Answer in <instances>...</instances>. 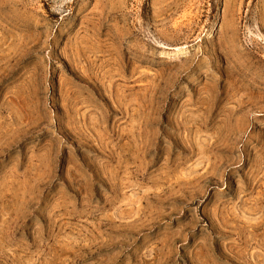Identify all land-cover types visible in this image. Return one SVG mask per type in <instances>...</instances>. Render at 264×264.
<instances>
[{"label":"rangeland","instance_id":"1","mask_svg":"<svg viewBox=\"0 0 264 264\" xmlns=\"http://www.w3.org/2000/svg\"><path fill=\"white\" fill-rule=\"evenodd\" d=\"M0 264H264V0H0Z\"/></svg>","mask_w":264,"mask_h":264}]
</instances>
